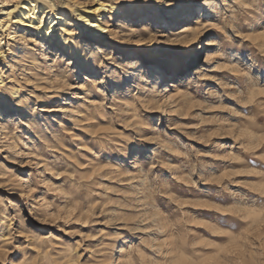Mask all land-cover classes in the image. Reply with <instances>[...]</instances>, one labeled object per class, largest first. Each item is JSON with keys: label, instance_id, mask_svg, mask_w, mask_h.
Wrapping results in <instances>:
<instances>
[{"label": "rangeland", "instance_id": "obj_1", "mask_svg": "<svg viewBox=\"0 0 264 264\" xmlns=\"http://www.w3.org/2000/svg\"><path fill=\"white\" fill-rule=\"evenodd\" d=\"M54 1L0 55V264H264V0Z\"/></svg>", "mask_w": 264, "mask_h": 264}, {"label": "bare ground", "instance_id": "obj_2", "mask_svg": "<svg viewBox=\"0 0 264 264\" xmlns=\"http://www.w3.org/2000/svg\"><path fill=\"white\" fill-rule=\"evenodd\" d=\"M0 7L1 56L5 55L8 49H6V41H4L5 34L8 36V41L14 39L17 36V34L12 32L11 30L14 23H20L28 27H34L40 32L51 35L54 32L55 27L58 25L56 19H61V38L65 41L67 40L64 35V31H67L65 23L67 22V18L72 16V13L67 8L58 7L54 0H0ZM76 17L82 23L89 24L94 27L96 31L104 30L101 22L97 20V17H95L90 12H83L78 10L76 13ZM193 22H195V19H193V15L191 14L188 24H191ZM188 29H190V33H194L191 27L186 28V30ZM77 46L79 48V44ZM200 52V50L193 52L192 60L197 59L200 55ZM172 86L176 87L178 85L177 83H174L172 84Z\"/></svg>", "mask_w": 264, "mask_h": 264}, {"label": "snow or ice", "instance_id": "obj_3", "mask_svg": "<svg viewBox=\"0 0 264 264\" xmlns=\"http://www.w3.org/2000/svg\"><path fill=\"white\" fill-rule=\"evenodd\" d=\"M234 2L242 9H249L252 5L250 3H245L244 0H234ZM249 40L252 39L251 36L247 37ZM262 38H264V34H262ZM264 62V61H262ZM245 76L247 73L244 74ZM256 89H253V95H255ZM259 95L261 97H264V88H262L259 91ZM252 163H255L254 161ZM264 167V165H262ZM264 195V193H262ZM78 198H83L81 195ZM261 204H264V201H261ZM247 220L252 221L256 219H260L262 223H264V209H261L259 212H257L256 209H252L251 213L246 217ZM214 235H223L227 236L229 235L228 233H221V232H215L213 233ZM249 235H252L251 232H249ZM258 239L264 240V234L258 235ZM238 239H242L238 238ZM207 247L216 249V251L212 254L210 258L198 260L196 264H239L237 261V249H238V240H234L229 244H224L223 246L219 245H214V244H209ZM178 264H186L184 260L178 261Z\"/></svg>", "mask_w": 264, "mask_h": 264}]
</instances>
